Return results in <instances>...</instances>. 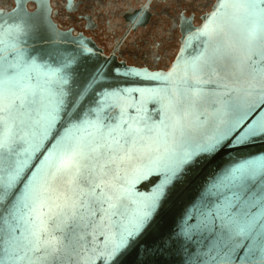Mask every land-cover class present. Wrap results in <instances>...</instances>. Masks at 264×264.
Listing matches in <instances>:
<instances>
[{
    "label": "snow or ice",
    "instance_id": "6c2138e0",
    "mask_svg": "<svg viewBox=\"0 0 264 264\" xmlns=\"http://www.w3.org/2000/svg\"><path fill=\"white\" fill-rule=\"evenodd\" d=\"M52 15L40 0L38 15L0 23V264H121L187 169L221 153L231 166L213 187L237 191L185 221V240L211 236L186 264H264V0H217L160 72L95 64ZM29 37L49 49L33 55ZM171 251L169 237L138 264Z\"/></svg>",
    "mask_w": 264,
    "mask_h": 264
},
{
    "label": "flooded vegetation",
    "instance_id": "af4514ba",
    "mask_svg": "<svg viewBox=\"0 0 264 264\" xmlns=\"http://www.w3.org/2000/svg\"><path fill=\"white\" fill-rule=\"evenodd\" d=\"M71 2L69 10V0H48L59 29L82 33L105 55L130 67L160 72L174 64L181 50L182 27H199L217 0H89L87 10L83 0ZM16 6L17 0H0L1 12ZM26 7L35 11L37 3L30 0ZM138 13L142 25L135 19ZM181 16L191 20L190 26L181 25Z\"/></svg>",
    "mask_w": 264,
    "mask_h": 264
},
{
    "label": "water",
    "instance_id": "95a60500",
    "mask_svg": "<svg viewBox=\"0 0 264 264\" xmlns=\"http://www.w3.org/2000/svg\"><path fill=\"white\" fill-rule=\"evenodd\" d=\"M28 1L30 0H23V11L15 13L12 10L10 12L0 11L3 14L0 15V23L13 19L19 21L20 19L38 15L40 11V0H31L37 3V9L32 12L26 7ZM19 2L20 0H17V4ZM52 23L55 24L53 21ZM195 29L192 27L188 30L194 31ZM59 30L62 31L61 29ZM87 40L89 41L87 46L92 49V62L95 64L101 67H111L114 70L118 69L122 73L132 68L125 63L119 62L112 56L105 55L92 40ZM24 47L35 55L37 52H45L49 49L50 45L34 37H29L28 44ZM179 55H181V50ZM126 86L139 88L153 85L139 79H130ZM147 107L149 109V115L153 119L158 118L155 112L156 105L149 103ZM261 148H264V145L257 144L253 148V151ZM230 166L231 162L221 153L211 160L204 159L198 161L195 165L188 168L183 179L176 182L170 188L168 198L164 202L163 208L154 217L151 228L135 242L129 254L123 257L121 264H138L143 259L142 250L145 247L158 243L161 240L168 241L169 237H171L172 251L171 255L167 258V264H186L189 257L194 261L197 253L204 250L201 248V244L206 245L208 240L211 239V236L205 232L202 236H194L190 241L185 240L179 235L181 228L184 226L186 220L188 223H195V218H198L201 213H205L208 209L214 208L215 205L222 203L225 197H231L233 191H237L233 185H229L227 182H225L224 186L213 187L222 178L224 170ZM0 167H3V165H0ZM2 174L0 172V175ZM155 182H158V178L153 176L139 183L136 186L137 190L142 193H147L151 190ZM190 217L193 219H189ZM97 264H100V262L98 261Z\"/></svg>",
    "mask_w": 264,
    "mask_h": 264
}]
</instances>
